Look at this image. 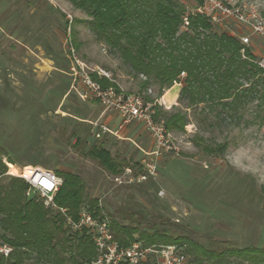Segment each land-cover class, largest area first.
Wrapping results in <instances>:
<instances>
[{
  "label": "rangeland",
  "instance_id": "rangeland-1",
  "mask_svg": "<svg viewBox=\"0 0 264 264\" xmlns=\"http://www.w3.org/2000/svg\"><path fill=\"white\" fill-rule=\"evenodd\" d=\"M183 1L188 6L197 2ZM228 2L248 20L264 26V0ZM89 21L86 12L69 0H0L1 159L8 156L16 172L26 165L31 171L34 165L79 173L86 181L87 197L99 198L111 218L127 223L130 220L122 218L121 210L140 211L135 216L141 217V229H165L170 235H187L218 250L264 246V123L257 117L258 100L242 103L240 118L230 110L218 115L221 107L215 103L187 107L188 101L179 102L178 97L177 104L169 108L159 104L164 111L182 109L188 114L184 130H171L180 147L179 155H152L154 145L146 130L140 133L141 147L108 135L107 145L113 155L137 163L132 169L133 181L125 176V181L118 183L114 175L86 155L97 138L90 123L101 108L98 99L81 97L85 87L79 78L74 82L71 74L75 58L90 73L107 72L126 92L156 100L162 96L161 89L156 82L149 85L151 92L143 89L144 76L101 41ZM245 23L226 22L217 30L232 28V33L248 35L250 41L245 44L258 60L263 59L264 34ZM52 87L55 92H51ZM177 91L179 88L173 87L170 95ZM61 92L67 93L60 98ZM75 108L81 110L84 120L65 111ZM75 130L86 139L78 148L72 137ZM220 143L227 144L222 154H208L202 149L204 144ZM145 160L155 164V174H148ZM140 167L143 172H139ZM142 174L145 178L140 177ZM186 248L184 243L178 246L183 252ZM188 258L189 264H197L192 255Z\"/></svg>",
  "mask_w": 264,
  "mask_h": 264
},
{
  "label": "trees",
  "instance_id": "trees-1",
  "mask_svg": "<svg viewBox=\"0 0 264 264\" xmlns=\"http://www.w3.org/2000/svg\"><path fill=\"white\" fill-rule=\"evenodd\" d=\"M69 1L90 17V28L95 35L116 50L137 74L144 76L143 89L151 88L149 85L156 82L162 95L175 82H181L179 102L187 100V107L215 103L221 107L218 115L230 110L239 118L242 103L258 100L257 117L264 123V67L241 40V35L232 33L235 29L217 30L226 22L236 20L213 22L204 13H189L188 4L183 0ZM187 14L190 22L185 27ZM57 60L63 70L61 59ZM67 67L69 70L70 65ZM92 75L102 86L118 88L109 78L99 77L97 73ZM68 86L69 83L65 89ZM54 89L51 92H55ZM63 93L67 92H61L60 98ZM65 111L80 120L86 118L78 108ZM157 118L164 119L170 130H184L189 123L186 111H164L163 106L157 107ZM97 131L94 128L95 136ZM101 136H97L86 151L88 157L114 176L122 174L127 167H135L137 163H132L130 158L113 155L107 145L108 135ZM72 137L76 138L74 146L77 148L86 142L76 130ZM226 147V143L202 145L208 154H222ZM6 169V164L0 160V174ZM139 172H143L142 167ZM56 173L63 182L54 197L55 208L47 206L38 194L27 197L28 183L24 178H0V240L13 247L9 257H0V264H91L97 258L92 235L86 228L74 229L68 218L78 220L84 205H88L95 216L101 215L104 208L99 198L87 197L86 181L79 173L67 169H56ZM120 212L122 218L130 221L124 223L108 215L114 238L123 246L135 242L143 246H181L184 243L185 254L192 255L197 264H264V246L249 244L218 250L187 235L173 236L165 229H141V217L135 216L140 211ZM139 264L157 262L148 259Z\"/></svg>",
  "mask_w": 264,
  "mask_h": 264
},
{
  "label": "built area",
  "instance_id": "built-area-1",
  "mask_svg": "<svg viewBox=\"0 0 264 264\" xmlns=\"http://www.w3.org/2000/svg\"><path fill=\"white\" fill-rule=\"evenodd\" d=\"M238 6V5H237ZM189 13L201 12L211 18L213 22H220L225 19H234L242 24L248 22L251 24L253 31L264 34V26H260L254 21L248 20L241 10L237 7L225 3L223 0H197L193 5L188 6ZM257 11L252 13L257 16ZM185 27L189 25L188 14L185 16ZM244 43H249L250 37L246 34L241 35ZM71 74L74 76V82L80 79L81 84L85 87L80 95L83 99L88 97L98 99L101 111L97 119L91 121L95 129L96 136L111 135L116 138H122L123 131L132 124H139L144 127L150 134L154 148L150 152L156 158L163 153L170 152L179 155L180 147L175 142V136L167 127L164 119L157 118V107L160 105L169 108L162 98L149 100L141 93L126 92L114 85L102 86V84L93 78L86 65H82L79 59L75 58ZM259 65L264 67V58L258 60ZM78 64V66H77ZM84 64V63H83ZM100 74V75H99ZM99 77H107L111 80L107 72H98ZM184 75V72L182 73ZM73 86L75 87V83ZM177 83V82H175ZM152 91V88H149ZM114 112L119 116V122L116 126L101 122V119L107 112ZM2 162L8 167L6 171L0 174V178L5 175L18 176L24 178L28 183L26 196L31 197L35 194L40 195L47 206L56 207L54 197L63 182V178L56 171L42 166H32L29 175L24 172H14L13 164L9 161L8 156L4 155ZM148 174L156 173V166L152 162L144 161ZM27 166V165H26ZM24 166L23 169L26 167ZM128 177V181H133L132 168L127 167L122 174L115 175L114 180L118 183L125 181L124 177ZM145 178V174L140 175ZM100 201V205H101ZM1 223V219H0ZM68 223L74 229L86 228L92 235L97 251V258L91 264H139L148 259H155L157 264H189L188 255L178 249L177 245H159V246H143L140 242H135L130 246H123L114 238V233L110 228V217L103 211L99 216H95L88 205L82 206L78 220L68 218ZM13 252V247L6 242L0 240V257H9Z\"/></svg>",
  "mask_w": 264,
  "mask_h": 264
},
{
  "label": "crops",
  "instance_id": "crops-1",
  "mask_svg": "<svg viewBox=\"0 0 264 264\" xmlns=\"http://www.w3.org/2000/svg\"><path fill=\"white\" fill-rule=\"evenodd\" d=\"M177 86L179 88V91L175 92L173 95H170V91L173 87ZM180 90H181V84L179 83H175L171 88L165 90V92L162 94L161 98L162 101H164L168 106H172L174 104H177V100L180 94ZM103 122L114 127L117 125V123L119 122V116L114 113V112H107L104 116H103ZM145 130L144 127L142 125L139 124H132L130 126H128L124 131H123V135L122 138H118L119 140H129V142H133L134 144H136L137 146L141 147L139 145V140H140V133H142V131Z\"/></svg>",
  "mask_w": 264,
  "mask_h": 264
},
{
  "label": "bare ground",
  "instance_id": "bare-ground-1",
  "mask_svg": "<svg viewBox=\"0 0 264 264\" xmlns=\"http://www.w3.org/2000/svg\"><path fill=\"white\" fill-rule=\"evenodd\" d=\"M14 168H15V166H13V171L16 172V171L14 170ZM27 168H28V167L26 166V167L22 170V172H24L25 175H29V174L31 173V171H32V170L29 171Z\"/></svg>",
  "mask_w": 264,
  "mask_h": 264
}]
</instances>
